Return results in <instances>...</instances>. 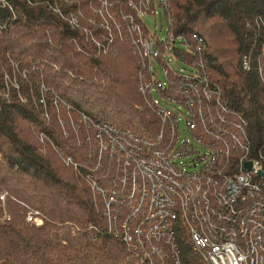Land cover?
I'll use <instances>...</instances> for the list:
<instances>
[{"label": "trees", "instance_id": "trees-1", "mask_svg": "<svg viewBox=\"0 0 264 264\" xmlns=\"http://www.w3.org/2000/svg\"><path fill=\"white\" fill-rule=\"evenodd\" d=\"M155 1L167 22L164 41L149 34L141 20L144 13L157 14ZM193 34L204 39V73L222 91V101L242 111L253 135L262 132L264 0H6L0 5V264H134L106 234L100 203L82 174L92 164L86 132L66 133L72 142L68 156L79 167L68 166L66 173L55 156L66 136L60 134L63 144L55 139L48 125L56 114H48L55 104H62L61 112L71 104L75 121L78 112L96 120L94 111L106 116L113 106V118L146 134L153 117L138 90V75L161 59H142L139 45L149 37L166 42L161 53L187 68L196 48ZM178 36L191 46L184 48ZM154 68L158 76L160 68ZM24 123L36 131L21 135ZM30 210L42 219L40 225L26 220Z\"/></svg>", "mask_w": 264, "mask_h": 264}, {"label": "built area", "instance_id": "built-area-1", "mask_svg": "<svg viewBox=\"0 0 264 264\" xmlns=\"http://www.w3.org/2000/svg\"><path fill=\"white\" fill-rule=\"evenodd\" d=\"M192 39L187 68L161 53L166 42L149 37L139 45L142 59H161L154 66L164 80L154 66L138 75L153 117L146 134L77 113L72 129L76 136L86 132L92 159L82 174L106 234L134 264H264V130L253 135L242 111L222 101L204 73V39ZM177 40L191 46L183 36ZM242 65L249 67L247 56ZM64 162L79 168L71 157ZM26 220L42 223L33 210Z\"/></svg>", "mask_w": 264, "mask_h": 264}, {"label": "rangeland", "instance_id": "rangeland-1", "mask_svg": "<svg viewBox=\"0 0 264 264\" xmlns=\"http://www.w3.org/2000/svg\"><path fill=\"white\" fill-rule=\"evenodd\" d=\"M155 3H156L155 4V9H156V13L157 14L156 15H153V14L148 15V14H145L144 13V14L141 15V20L143 21V23H144L145 27L147 28L149 34H156V36L158 38H160L162 41H164L166 39V34H167V22H166V19L164 17L163 9L158 5V3L156 1H155ZM160 15H162V17H160ZM78 16H80L79 13L76 14V15H72L69 18H70L71 22H73L74 20H75V22H77ZM125 40H126V38H120V42L121 43L125 42ZM171 61H172V64L176 68H178L176 66V64L174 63V59H172ZM177 62H178V64L181 63L179 60ZM174 66H172V67H174ZM158 77L162 81H164L163 80V77H162L161 70L158 73ZM58 100L61 101L59 98H58ZM55 105L57 107L54 108V110L52 112H49L48 116L50 117L51 114H52V116H54V114H56V117L51 118L50 123H49L48 126H49V128L52 129L53 135H54L55 139L58 137L59 138V141H61L62 144H63V138L61 137L60 134H62V135L65 134V136H66V140H65L66 143H65V145L62 146V147H60L61 149L57 148V152L58 153H56L55 156L58 157V158L56 157L57 158V161H58L59 164L62 165L63 171H65L67 173V172L71 171V169H69V167L66 166V164H65V162H64V160L62 158L66 157V156L67 157H70V156H68V154H70V152H72V147H71L72 142H71L70 139H68L69 137H67L66 133L67 134L68 133H71V134L74 135L75 134V131L72 128H77L78 127V124H77V121H75L74 118H73L74 113H72V112L69 113V112H65V111L64 112H61L60 111V109H61L60 106H62V104H55ZM69 105H71V104H69ZM112 109H113V106H109V107H107L105 109L106 110V113H107L106 116L105 115H102V114H101L102 115L101 116L99 113H97L96 111H94L97 114V115H94V116H96V118L98 120H104V118H107V120H105V121H109L110 123H113V124H115V125H117L119 127L128 128V129H132L133 128L130 125H127L126 123H124V124L123 123H119V120H117V118H113L114 116H112L111 111H110ZM68 118L70 120L72 119L71 122L69 120H67ZM63 120H65V121L67 120L66 121V124H67L66 127H68L67 129L64 127L65 125H64V121ZM121 121H124V120H121ZM178 126H179L180 138H182L183 137V123L180 120H179V125ZM36 127L37 126H35V125H32L31 126V125H29L27 123H24L21 126V130H20L21 135L33 134V132L36 131ZM79 127L81 128V126H79ZM68 129H69V131H68ZM133 129H135V128H133ZM81 130H82V128H81ZM137 133L144 134L142 132H137ZM187 136H188V134H187ZM1 197H3V195Z\"/></svg>", "mask_w": 264, "mask_h": 264}, {"label": "water", "instance_id": "water-1", "mask_svg": "<svg viewBox=\"0 0 264 264\" xmlns=\"http://www.w3.org/2000/svg\"><path fill=\"white\" fill-rule=\"evenodd\" d=\"M250 164H247V166L249 167Z\"/></svg>", "mask_w": 264, "mask_h": 264}]
</instances>
